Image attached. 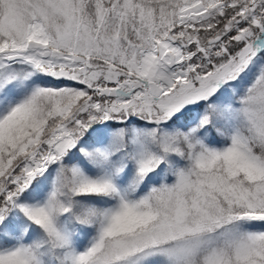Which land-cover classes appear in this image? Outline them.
<instances>
[{"label":"snow or ice","instance_id":"snow-or-ice-1","mask_svg":"<svg viewBox=\"0 0 264 264\" xmlns=\"http://www.w3.org/2000/svg\"><path fill=\"white\" fill-rule=\"evenodd\" d=\"M0 264H264V0H0Z\"/></svg>","mask_w":264,"mask_h":264}]
</instances>
